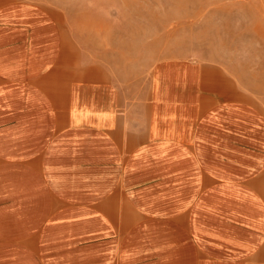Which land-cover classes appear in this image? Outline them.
I'll use <instances>...</instances> for the list:
<instances>
[{
	"label": "crops",
	"instance_id": "0c3cea01",
	"mask_svg": "<svg viewBox=\"0 0 264 264\" xmlns=\"http://www.w3.org/2000/svg\"><path fill=\"white\" fill-rule=\"evenodd\" d=\"M143 82L0 0V264H264V113L214 64Z\"/></svg>",
	"mask_w": 264,
	"mask_h": 264
},
{
	"label": "rangeland",
	"instance_id": "374dc122",
	"mask_svg": "<svg viewBox=\"0 0 264 264\" xmlns=\"http://www.w3.org/2000/svg\"><path fill=\"white\" fill-rule=\"evenodd\" d=\"M91 60L146 85L162 60L214 64L264 113V0H33Z\"/></svg>",
	"mask_w": 264,
	"mask_h": 264
}]
</instances>
